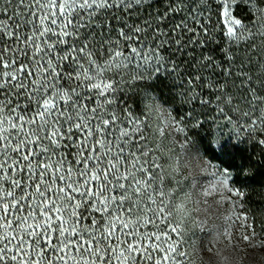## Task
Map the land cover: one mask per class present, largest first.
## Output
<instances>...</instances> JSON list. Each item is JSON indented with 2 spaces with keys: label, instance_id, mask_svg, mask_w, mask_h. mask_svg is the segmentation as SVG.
I'll return each instance as SVG.
<instances>
[{
  "label": "snow or ice",
  "instance_id": "1",
  "mask_svg": "<svg viewBox=\"0 0 264 264\" xmlns=\"http://www.w3.org/2000/svg\"><path fill=\"white\" fill-rule=\"evenodd\" d=\"M260 4L0 0V264H177L149 113L129 94L168 81L180 104L264 132L251 58L232 52L264 37ZM260 56L264 89V40Z\"/></svg>",
  "mask_w": 264,
  "mask_h": 264
},
{
  "label": "trees",
  "instance_id": "2",
  "mask_svg": "<svg viewBox=\"0 0 264 264\" xmlns=\"http://www.w3.org/2000/svg\"><path fill=\"white\" fill-rule=\"evenodd\" d=\"M260 6L264 7V4H260ZM234 15L247 25L256 22L248 5L244 3L236 5ZM217 37L223 43L222 32H218ZM262 40L264 37L256 38L254 50L241 44L238 49L233 48L232 52L238 63L242 56L246 59L251 58L247 70L255 80L256 90L264 95L259 72ZM145 91L150 93L144 95ZM229 91L237 93L238 96L246 94V89L230 88ZM129 96V107L134 115H143L145 111L149 113L152 126L151 143L158 149L156 155L159 157L160 164L156 185L162 191L166 203L167 182L172 189L171 199L176 198V194H174V190H176L175 177L181 162L176 159L174 151L179 150L184 141L187 149L228 172L231 186L240 195L243 212L260 231V241L264 245V145L258 143L259 139H264V132L257 131L250 136L245 134L241 128L238 134L226 120L219 117L214 109L207 106L201 108L199 104H180L168 81L157 85L154 89H138L136 94L130 93ZM240 107L243 109L246 105L241 104ZM191 108H195V111L189 118L184 114ZM171 110L177 119H183L184 133L177 132L172 126ZM229 116L235 119L231 112H229ZM161 122L164 123V128H162ZM150 172H154V170L150 169ZM176 229L178 230V227ZM178 235H182L179 230ZM186 258L185 256V260H187Z\"/></svg>",
  "mask_w": 264,
  "mask_h": 264
},
{
  "label": "rangeland",
  "instance_id": "3",
  "mask_svg": "<svg viewBox=\"0 0 264 264\" xmlns=\"http://www.w3.org/2000/svg\"><path fill=\"white\" fill-rule=\"evenodd\" d=\"M174 152L181 164L175 199L167 182V209L171 226L182 232L172 235L181 253L177 264H264L260 231L244 214L228 172L187 149L184 141Z\"/></svg>",
  "mask_w": 264,
  "mask_h": 264
}]
</instances>
